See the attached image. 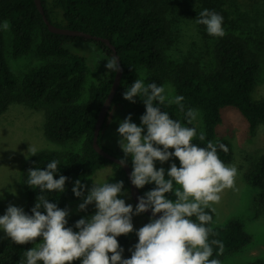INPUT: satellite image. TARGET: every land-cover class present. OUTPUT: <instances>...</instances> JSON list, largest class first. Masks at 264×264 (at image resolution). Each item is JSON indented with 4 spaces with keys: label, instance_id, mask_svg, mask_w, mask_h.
I'll return each instance as SVG.
<instances>
[{
    "label": "trees",
    "instance_id": "1",
    "mask_svg": "<svg viewBox=\"0 0 264 264\" xmlns=\"http://www.w3.org/2000/svg\"><path fill=\"white\" fill-rule=\"evenodd\" d=\"M41 1L45 15L53 25L107 38L119 54L124 70L123 78L99 136L100 146L110 154L125 158L118 150L115 153L107 150L102 142L111 111L125 105L130 107L132 114H144L146 111L140 97L135 98V103L123 97L127 88L140 78L141 70L146 71L148 83L155 82L158 86L170 84L175 96L184 97L183 113L175 104L168 105L166 102L164 105H156L168 112L171 118L187 124L185 113L188 109L202 112L201 131L205 133L206 139L199 140L200 131L193 143L201 147H206L208 141L223 143L228 152L218 148V155L225 164L231 162L233 150L227 140L217 138L216 130L222 122L221 110L231 106L240 111L248 121L251 133H255L259 124H264V97L257 101L251 97L258 82L261 62H264V40L259 41L256 36L240 34L236 29L226 27L223 37L212 36L211 43L201 46L198 54H194L197 50L190 49L192 46L185 52L180 51L181 48L177 45L178 34L184 10L187 9L183 5L189 0ZM201 1L203 5L193 10L195 23L199 12L204 9L216 10V13L223 16V24L230 22L227 20L230 14L225 9L226 5L229 6L227 0ZM4 21L10 24V57L16 60L34 52L41 60L40 64L29 67L20 77L15 76L8 63L5 30L2 28ZM196 25L197 31L209 41L206 27ZM82 42L95 43L110 59L114 57L111 49L103 42L50 32L35 0H0V104L18 103L31 108L45 106V136L59 144L81 142L78 152L59 154L42 151L26 161L22 183L27 193L26 213L30 215L41 192L26 184L28 170L46 169L52 160L59 161V172L55 178L59 179L60 175H64L68 180L63 193L44 192L43 195L61 209H65L68 201L81 198L76 197L72 191L74 176L92 177L106 166L112 167L111 183L123 181L125 195L122 198L130 192L123 168L102 157L93 148L97 117L111 91L116 72H110L104 80L92 84L86 96H82L88 72L86 58L67 47L69 44ZM204 56H209V59L205 61ZM245 179L249 185L264 189V155L252 165ZM155 187L152 183L138 190L144 196ZM171 194L173 193L166 196ZM206 211L213 219L212 210ZM93 214V208L89 205L80 217L69 220L67 227L78 230L75 229L76 221ZM191 219L196 220V217ZM207 226L210 227V224ZM211 229L209 240L221 241L224 249L220 254L218 246L213 245V256L210 259L224 258L252 241L238 219ZM40 239L42 238H38L37 242ZM117 239L121 248L128 247L127 235H121ZM33 246L35 245L32 243L17 245L8 238L0 243V264H20L23 253ZM74 264H80V261H75ZM249 264H264V260L257 259Z\"/></svg>",
    "mask_w": 264,
    "mask_h": 264
},
{
    "label": "clouds",
    "instance_id": "2",
    "mask_svg": "<svg viewBox=\"0 0 264 264\" xmlns=\"http://www.w3.org/2000/svg\"><path fill=\"white\" fill-rule=\"evenodd\" d=\"M196 23L204 25L210 36L226 34L223 16L215 11L202 10ZM2 28L8 30L9 22L4 21ZM105 67L112 73L120 71L119 57L107 60ZM123 97L132 103L140 97L146 111L140 117L142 126L132 122L131 114L119 124L118 143L125 154L121 163L126 164L130 155L132 184L140 189L152 183L156 187L139 197L134 210L122 198L125 195L123 181L101 183L93 180V186L87 189L77 180L72 191L76 197H84L79 210L86 211L89 205L95 204L96 211L76 221L75 229L78 230L74 231L67 227L69 211L43 195L44 192L65 191L68 178L64 175L55 178L59 161L52 160L46 169H29L26 184L41 192L31 209L32 214L9 204L6 213L0 216V230L13 243L35 245L23 253L20 264H74L75 261L80 264H221L218 259H210L213 245L218 246L220 254L224 245L219 240H209L212 229L207 225L212 216L206 209L214 211L212 205L219 202V194L234 186L237 169L226 165L218 155V148L227 153V146L212 141H208L206 147L193 143L197 129L185 126L156 106L167 102L177 105L182 113L185 111L184 97H170L164 86L137 78ZM185 115L187 124L192 125L198 112L190 108ZM198 138L204 141L205 133L201 131ZM28 152L35 156L37 149L30 145ZM173 157L179 159L180 166L172 163L166 179L165 169L157 170L155 162L163 164ZM168 193H173L176 199H168ZM149 210L152 211L150 222L136 231L138 243L131 250V257L123 258L124 249L117 237L132 233L133 215ZM157 214H161L159 218ZM38 238L42 239L37 242Z\"/></svg>",
    "mask_w": 264,
    "mask_h": 264
},
{
    "label": "rangeland",
    "instance_id": "3",
    "mask_svg": "<svg viewBox=\"0 0 264 264\" xmlns=\"http://www.w3.org/2000/svg\"><path fill=\"white\" fill-rule=\"evenodd\" d=\"M227 2L230 7L226 5L225 9L230 14V17L227 18L230 22L224 23L223 28L236 29L240 34L256 36L255 38L259 41H263L264 0H227ZM184 4L186 5H183L184 9H187L184 10L177 45L178 48H181L180 51L183 52L192 46L190 49L197 50L194 54H198V50L201 51L199 49L201 46L209 44L212 41V36L208 34L206 36H209L211 40L209 39L208 41L207 37L203 38L204 34L197 31V25L193 19L194 8L203 5V3L201 0H189ZM211 10L216 12L214 9ZM5 36L8 63L16 77L24 74L29 67L41 63V60L34 52L16 60L12 59L9 55V46L11 45L10 28L5 30ZM67 47L73 53L86 58L88 72L82 91V96H86L87 90L92 84H97L110 74L109 70L105 67L107 60L110 58L92 42L72 43ZM204 57L205 61L209 59V56ZM140 78L145 79L146 83L149 82V77L145 70L140 71ZM163 86L166 88V94L170 97L175 96L174 89L170 84ZM251 97L254 101L264 97V62H261L258 82L252 91ZM130 110V107L125 105L114 108L111 111L110 122L104 131L102 139L103 145L107 150L114 153L118 150L124 154L118 143L120 136L117 129L120 122L130 114L132 122L138 126H142L140 117L143 114H132ZM197 112L198 116L193 121V124L184 125L195 127L198 134L203 128V116L200 110H197ZM46 113L47 109L42 105L37 106V108H31L18 103L10 105L0 104V216L6 213L9 204L22 207L26 212L27 193L23 188L22 173L24 164L31 157V153L28 152L30 145L37 149V153L44 151L66 154L80 150L81 142L59 144L50 141L45 136ZM221 115L222 122L216 130L217 138L227 140L231 144L233 157L231 162L226 165L234 166L237 169V175L234 186L224 189L219 194V202L212 205L214 215L210 227L224 226L233 219L240 220L244 231L252 237L251 243L239 251L228 254L218 260L221 261V264H249L257 259L264 260V189L260 190V188L249 185L245 179L252 165L264 155V124H259L255 133H251L248 121L236 108L227 106L221 110ZM146 132L147 129L145 127L144 134ZM169 151H174V149H169ZM126 159L132 165V157L129 155ZM172 163H176L178 167L180 166L179 159L175 157L163 164L156 161L155 166L157 170L163 167L165 169V178L168 179L167 170ZM112 176V167L106 166L97 171L92 177L74 176L73 186L79 180L87 186V189H91L94 183L93 180L101 183H111ZM87 194L86 192L85 197ZM167 198L171 200L176 199L174 194L167 196ZM124 199L126 204H131L135 210L136 203L132 199L130 192L127 193ZM83 200L84 197H81L78 200L67 202L65 209L70 213L67 217L68 221L80 217L85 212L79 210V205L83 203ZM91 206L93 213H95V204ZM150 220L151 217L145 213L133 215L134 231L127 234L129 244L123 251V258L131 257V250H134L135 244L138 243L136 231L149 223ZM7 239L8 237L3 230H0V243ZM109 255L111 256V253ZM38 264H42V262H38Z\"/></svg>",
    "mask_w": 264,
    "mask_h": 264
},
{
    "label": "water",
    "instance_id": "4",
    "mask_svg": "<svg viewBox=\"0 0 264 264\" xmlns=\"http://www.w3.org/2000/svg\"><path fill=\"white\" fill-rule=\"evenodd\" d=\"M35 4H36L39 12L42 14L43 20H44L45 24L48 26V29L50 32H52L54 34H58V35H65V36H71V37H82V38H86V39H93L95 41L103 42L107 45V47H109L111 49V51L115 57H119V54L117 53L116 48L114 47V45L111 43V41L109 39L99 37V36H93L89 33L83 32L81 30H73V29H68V28L57 27V26L53 25L48 20L47 16L45 15L44 8L42 5V1L41 0H35ZM119 64H120V71L116 72L115 77H114V81H113V84L111 87V91H110L106 101L104 102V104L100 110V113L97 117L98 120H97V123L95 126L94 137H93V148L102 157H104V158L108 159L109 161L117 164V166L120 165L123 168V170L125 171L126 176L128 178V181H129V185H130L129 190H130L131 197L137 205L139 202V197H141L143 195L141 194L140 190H138V188L132 184L131 173L133 170H132L131 165L128 162L126 164H122L121 158H118L117 156L110 154L105 149H103L99 144V136H100L102 127H103V125L107 119L106 117L109 114L113 100L115 98V95L119 89V86H120L122 78H123V71L124 70H123V67L120 63V58H119ZM145 214L152 218V211L151 210L145 212ZM159 215H161V214H157V218H159Z\"/></svg>",
    "mask_w": 264,
    "mask_h": 264
}]
</instances>
